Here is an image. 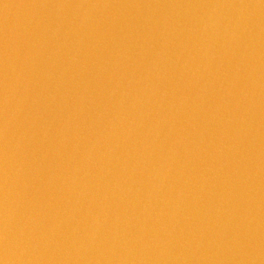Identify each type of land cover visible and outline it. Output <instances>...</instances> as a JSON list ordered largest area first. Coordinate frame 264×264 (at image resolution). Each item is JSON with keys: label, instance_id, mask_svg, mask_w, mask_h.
Returning <instances> with one entry per match:
<instances>
[{"label": "water", "instance_id": "1", "mask_svg": "<svg viewBox=\"0 0 264 264\" xmlns=\"http://www.w3.org/2000/svg\"><path fill=\"white\" fill-rule=\"evenodd\" d=\"M0 264H264V0H0Z\"/></svg>", "mask_w": 264, "mask_h": 264}]
</instances>
